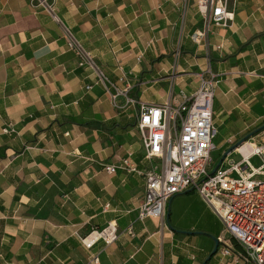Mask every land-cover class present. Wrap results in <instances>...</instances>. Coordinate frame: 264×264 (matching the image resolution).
I'll return each mask as SVG.
<instances>
[{"label": "crops", "instance_id": "obj_1", "mask_svg": "<svg viewBox=\"0 0 264 264\" xmlns=\"http://www.w3.org/2000/svg\"><path fill=\"white\" fill-rule=\"evenodd\" d=\"M54 5L60 21L30 0H0V264H205L210 236L172 229L181 211L168 204L164 226L140 220L143 176L105 167L131 153L148 170L136 106L176 107L201 76L216 80L222 150L264 125V0H238L233 21L195 41L204 24L195 0ZM61 22L104 79L79 65ZM122 75L136 105L120 110L106 88L124 87ZM109 222L114 240H89ZM207 264L235 262L215 254Z\"/></svg>", "mask_w": 264, "mask_h": 264}, {"label": "built area", "instance_id": "obj_2", "mask_svg": "<svg viewBox=\"0 0 264 264\" xmlns=\"http://www.w3.org/2000/svg\"><path fill=\"white\" fill-rule=\"evenodd\" d=\"M197 12L203 16L204 24L195 31L192 39L200 40L209 31L211 23L225 27L233 21V8L238 0H195ZM55 0H30L33 7H41L56 21ZM62 25V35L67 48L75 52L79 65L91 67L101 79L104 76L93 56L84 49L80 40L69 27ZM124 87L112 85L113 105L117 109L135 106L127 91L130 83L125 75L121 78ZM216 80L201 76L196 90L184 95L181 103L172 107L163 104L138 103L136 106V127L142 140L144 160L148 170L140 169L127 153L115 168L143 176V201L138 207L140 220H157L164 226L166 205L170 198L187 191H195L202 201L215 213L223 228L217 236L218 248L215 254L232 257L235 264H264V130L235 147L223 159L216 170L211 169V154L214 136L217 132L213 111ZM90 88L89 86L86 87ZM123 96V101L116 99ZM259 139V140H258ZM232 143V140H228ZM232 152L241 155L238 162L229 156ZM252 158H259L258 167L251 164ZM109 243L116 238L114 224L93 232ZM82 243L91 247L90 242Z\"/></svg>", "mask_w": 264, "mask_h": 264}, {"label": "rangeland", "instance_id": "obj_3", "mask_svg": "<svg viewBox=\"0 0 264 264\" xmlns=\"http://www.w3.org/2000/svg\"><path fill=\"white\" fill-rule=\"evenodd\" d=\"M221 130L222 128H217L218 132H216L213 139L215 148H213L211 154L210 171H213L215 165L222 158L224 151L227 149L226 148L225 150H222V148L219 147L222 140L220 134ZM142 153L143 150L141 149L139 154L143 155ZM229 157L235 162H238L241 159V155L237 152H232ZM250 162L252 165L258 167V165L261 163V160L259 158H252ZM170 207H172L173 210L179 209L181 211L180 220L182 223L174 225V215H172V220H170L171 227L174 229H178L180 231H189L191 228H193V231L202 232L210 237H216L223 231L224 227L222 226L216 214L212 213L211 209L202 202L201 198L198 197L195 191L183 192L182 194L172 196L169 202V209ZM189 224L193 225V227H190ZM207 236L204 238H208Z\"/></svg>", "mask_w": 264, "mask_h": 264}, {"label": "water", "instance_id": "obj_4", "mask_svg": "<svg viewBox=\"0 0 264 264\" xmlns=\"http://www.w3.org/2000/svg\"><path fill=\"white\" fill-rule=\"evenodd\" d=\"M262 130H264V125H261V126H259V127H257V129H255V130H252V131H250V132H248V133H246L245 135H243V137L240 139V140H238L237 142H235L234 144H232L231 146H229L228 147V149L225 151V153L223 154V156H222V158L218 161V163L215 165V168L213 169V170H216L217 168H218V166L220 165V163L223 161V159H225L227 156H228V154L235 148V147H238V146H240L245 140H247V139H249V138H251L253 135H255V134H257L258 132H260V131H262ZM170 201V200H169ZM168 204V206H167V212H168V210H169V202L167 203ZM172 229H174V228H172ZM176 232H178V233H182V234H191L192 232H190V231H180V230H178V229H174ZM200 233H202V232H197V234H200ZM211 238V240H212V243H213V248H212V250H211V252H210V255L207 257V259H210V257L211 256H213V255H215V253H216V251H217V248H218V245H219V243H218V238L217 237H210Z\"/></svg>", "mask_w": 264, "mask_h": 264}, {"label": "bare ground", "instance_id": "obj_5", "mask_svg": "<svg viewBox=\"0 0 264 264\" xmlns=\"http://www.w3.org/2000/svg\"><path fill=\"white\" fill-rule=\"evenodd\" d=\"M98 236V234L97 233H94L90 238H89V240L91 241L92 239H94V237H97Z\"/></svg>", "mask_w": 264, "mask_h": 264}, {"label": "trees", "instance_id": "obj_6", "mask_svg": "<svg viewBox=\"0 0 264 264\" xmlns=\"http://www.w3.org/2000/svg\"><path fill=\"white\" fill-rule=\"evenodd\" d=\"M212 259V256L210 257V259L206 260L205 264L209 263Z\"/></svg>", "mask_w": 264, "mask_h": 264}]
</instances>
